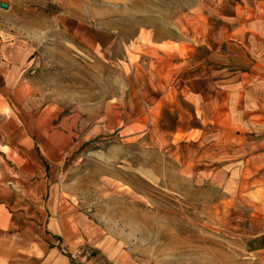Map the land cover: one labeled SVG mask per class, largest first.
<instances>
[{
  "label": "rangeland",
  "instance_id": "1",
  "mask_svg": "<svg viewBox=\"0 0 264 264\" xmlns=\"http://www.w3.org/2000/svg\"><path fill=\"white\" fill-rule=\"evenodd\" d=\"M1 3L9 209L77 264H264V0Z\"/></svg>",
  "mask_w": 264,
  "mask_h": 264
},
{
  "label": "crops",
  "instance_id": "2",
  "mask_svg": "<svg viewBox=\"0 0 264 264\" xmlns=\"http://www.w3.org/2000/svg\"><path fill=\"white\" fill-rule=\"evenodd\" d=\"M14 72L15 67L0 52V94L8 95L10 106H16L17 102L24 105L29 96L17 99L16 94L23 91L25 84L15 86ZM6 201L0 197V264H77L74 255H70L51 233L41 232L42 226L37 220L25 219L29 214L9 209L10 203ZM32 213L30 217L41 216L38 212Z\"/></svg>",
  "mask_w": 264,
  "mask_h": 264
},
{
  "label": "water",
  "instance_id": "3",
  "mask_svg": "<svg viewBox=\"0 0 264 264\" xmlns=\"http://www.w3.org/2000/svg\"><path fill=\"white\" fill-rule=\"evenodd\" d=\"M0 6L3 7V8H8L9 7V5L6 4V3H1Z\"/></svg>",
  "mask_w": 264,
  "mask_h": 264
}]
</instances>
